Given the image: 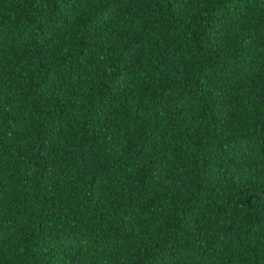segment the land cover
<instances>
[{
  "label": "trees",
  "instance_id": "16d2710c",
  "mask_svg": "<svg viewBox=\"0 0 264 264\" xmlns=\"http://www.w3.org/2000/svg\"><path fill=\"white\" fill-rule=\"evenodd\" d=\"M0 264H264V0H0Z\"/></svg>",
  "mask_w": 264,
  "mask_h": 264
}]
</instances>
